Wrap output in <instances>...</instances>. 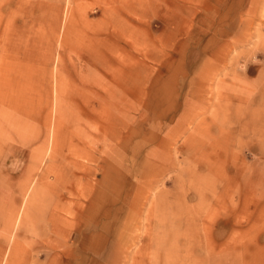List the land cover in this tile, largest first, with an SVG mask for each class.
<instances>
[{
	"label": "rangeland",
	"instance_id": "rangeland-1",
	"mask_svg": "<svg viewBox=\"0 0 264 264\" xmlns=\"http://www.w3.org/2000/svg\"><path fill=\"white\" fill-rule=\"evenodd\" d=\"M0 264H264V0H0Z\"/></svg>",
	"mask_w": 264,
	"mask_h": 264
}]
</instances>
